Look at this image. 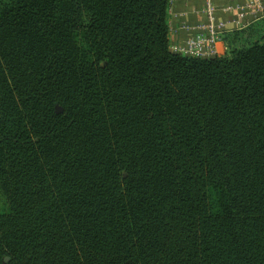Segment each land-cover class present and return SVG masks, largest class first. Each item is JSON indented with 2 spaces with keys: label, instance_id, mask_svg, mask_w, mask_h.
<instances>
[{
  "label": "trees",
  "instance_id": "obj_1",
  "mask_svg": "<svg viewBox=\"0 0 264 264\" xmlns=\"http://www.w3.org/2000/svg\"><path fill=\"white\" fill-rule=\"evenodd\" d=\"M169 1L0 0V264H264V25Z\"/></svg>",
  "mask_w": 264,
  "mask_h": 264
},
{
  "label": "crops",
  "instance_id": "obj_2",
  "mask_svg": "<svg viewBox=\"0 0 264 264\" xmlns=\"http://www.w3.org/2000/svg\"><path fill=\"white\" fill-rule=\"evenodd\" d=\"M214 8L213 16L217 23H224L226 32L243 30L254 24L264 25V12L246 7L255 0H208ZM207 0H170L167 8V26L170 49L182 46L194 34L203 33L198 27L208 24ZM230 6V10L226 9ZM238 8V9H237ZM223 33V34H224ZM222 34V35H223ZM216 56H223L225 46L222 39L216 44Z\"/></svg>",
  "mask_w": 264,
  "mask_h": 264
},
{
  "label": "built area",
  "instance_id": "obj_3",
  "mask_svg": "<svg viewBox=\"0 0 264 264\" xmlns=\"http://www.w3.org/2000/svg\"><path fill=\"white\" fill-rule=\"evenodd\" d=\"M207 2L206 14L209 19L208 24L197 28L201 31L204 30V32L194 34L192 37L185 40L182 46L173 47L172 50L170 49L173 53L199 59L216 56V44L219 42L220 36L228 28L224 23L216 22V17L213 16L214 8L210 6L208 0ZM251 6H253L257 12H264V0H255L254 4H249L246 7ZM226 9L230 10L231 8L227 6Z\"/></svg>",
  "mask_w": 264,
  "mask_h": 264
}]
</instances>
